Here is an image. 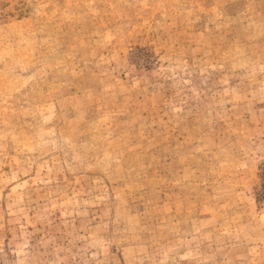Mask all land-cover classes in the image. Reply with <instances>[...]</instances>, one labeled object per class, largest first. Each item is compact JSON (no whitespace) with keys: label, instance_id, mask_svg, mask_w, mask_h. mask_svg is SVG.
Segmentation results:
<instances>
[{"label":"rangeland","instance_id":"obj_1","mask_svg":"<svg viewBox=\"0 0 264 264\" xmlns=\"http://www.w3.org/2000/svg\"><path fill=\"white\" fill-rule=\"evenodd\" d=\"M0 264H264V0H0Z\"/></svg>","mask_w":264,"mask_h":264}]
</instances>
